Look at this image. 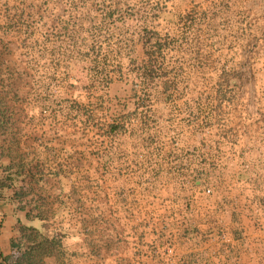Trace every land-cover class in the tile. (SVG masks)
Masks as SVG:
<instances>
[{
  "label": "crops",
  "instance_id": "crops-1",
  "mask_svg": "<svg viewBox=\"0 0 264 264\" xmlns=\"http://www.w3.org/2000/svg\"><path fill=\"white\" fill-rule=\"evenodd\" d=\"M24 2L0 0V264H264V0L164 7L176 33L147 70L237 77L206 125L136 103L130 51L73 47L72 12L113 28L133 5Z\"/></svg>",
  "mask_w": 264,
  "mask_h": 264
},
{
  "label": "rangeland",
  "instance_id": "rangeland-1",
  "mask_svg": "<svg viewBox=\"0 0 264 264\" xmlns=\"http://www.w3.org/2000/svg\"><path fill=\"white\" fill-rule=\"evenodd\" d=\"M176 0H81L82 3L98 4V3H113V4H130L134 9L130 12L120 11L114 13V18L117 21H121L120 25L109 27L110 24L105 23L104 27L100 23L95 24V18L101 15L98 12H72V15H87L89 20L88 24H77L73 29L75 30L73 45L79 47L85 44L83 39H88L90 46L94 51H102L101 42H108L109 44L115 43L119 46L118 51L123 53L130 51V54L135 57V72L139 66H144L143 60L159 58L161 48L154 46V40L159 39L160 43L167 41V37H174L176 33V13L174 11H165L164 7L166 3H175ZM39 0H25L24 3H38ZM185 2L191 3L192 0H185ZM103 14V13H102ZM129 15V16H128ZM129 20V24L122 21ZM74 21V20H73ZM92 25V26H91ZM99 25V26H98ZM128 25V26H127ZM88 26V27H87ZM108 26V27H107ZM147 38H151V41L147 42ZM165 39V40H163ZM97 41V42H96ZM171 41V40H168ZM100 42V43H98ZM108 44V45H109ZM105 51V50H104ZM152 51V54L149 52ZM135 75V74H134ZM133 74L130 75V95L131 87L138 92H141L143 84L134 82L136 77ZM237 77H213V76H161L157 75L147 86L149 93V100L160 99H184L186 101L193 102L194 111L197 116L200 117L201 123L206 125L209 117L219 116L222 118L225 111V106L222 103L223 100L237 99V92L231 91L235 88L229 87L231 79ZM247 83H254V77H246ZM166 85V91L161 89V85ZM178 87V88H177ZM125 92V91H124ZM122 89L118 91L119 94H124ZM142 101L136 102L141 103ZM144 102H147L144 101ZM224 106V107H223ZM144 109L138 110L143 114ZM147 115V108L146 113Z\"/></svg>",
  "mask_w": 264,
  "mask_h": 264
},
{
  "label": "trees",
  "instance_id": "trees-1",
  "mask_svg": "<svg viewBox=\"0 0 264 264\" xmlns=\"http://www.w3.org/2000/svg\"><path fill=\"white\" fill-rule=\"evenodd\" d=\"M151 41V38H147V42ZM154 46L157 48H160L161 43L159 39H155ZM153 52L150 51L149 54H152ZM154 59H150V63H152ZM158 75V73H155L153 70H147V67L139 66L138 70L135 72L134 82H138L139 84H143L141 92H138V90H134L131 94L132 98L136 101H148L149 100V93L147 91V86L149 83Z\"/></svg>",
  "mask_w": 264,
  "mask_h": 264
},
{
  "label": "built area",
  "instance_id": "built-area-1",
  "mask_svg": "<svg viewBox=\"0 0 264 264\" xmlns=\"http://www.w3.org/2000/svg\"><path fill=\"white\" fill-rule=\"evenodd\" d=\"M169 250H171V249H169Z\"/></svg>",
  "mask_w": 264,
  "mask_h": 264
}]
</instances>
